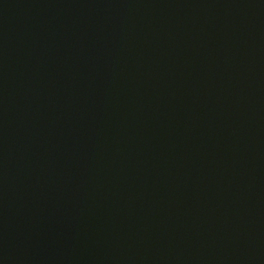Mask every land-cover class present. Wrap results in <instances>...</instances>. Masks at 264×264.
<instances>
[{"label": "water", "instance_id": "obj_1", "mask_svg": "<svg viewBox=\"0 0 264 264\" xmlns=\"http://www.w3.org/2000/svg\"><path fill=\"white\" fill-rule=\"evenodd\" d=\"M0 264H264V0H0Z\"/></svg>", "mask_w": 264, "mask_h": 264}]
</instances>
